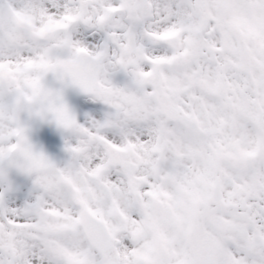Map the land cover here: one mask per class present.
<instances>
[{
	"label": "snow or ice",
	"instance_id": "6c2138e0",
	"mask_svg": "<svg viewBox=\"0 0 264 264\" xmlns=\"http://www.w3.org/2000/svg\"><path fill=\"white\" fill-rule=\"evenodd\" d=\"M0 264H264V0H0Z\"/></svg>",
	"mask_w": 264,
	"mask_h": 264
}]
</instances>
